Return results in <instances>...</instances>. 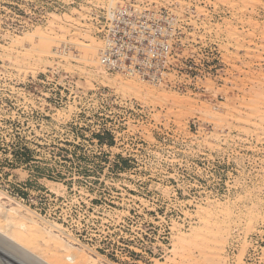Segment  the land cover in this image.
Wrapping results in <instances>:
<instances>
[{"label": "rangeland", "instance_id": "1", "mask_svg": "<svg viewBox=\"0 0 264 264\" xmlns=\"http://www.w3.org/2000/svg\"><path fill=\"white\" fill-rule=\"evenodd\" d=\"M197 2L223 13L208 98L84 62L113 0H0V210L24 224L0 264H264V0Z\"/></svg>", "mask_w": 264, "mask_h": 264}, {"label": "built area", "instance_id": "2", "mask_svg": "<svg viewBox=\"0 0 264 264\" xmlns=\"http://www.w3.org/2000/svg\"><path fill=\"white\" fill-rule=\"evenodd\" d=\"M113 3L88 14L102 43L98 61L105 73L197 98L226 83V64L209 32L222 12L197 0Z\"/></svg>", "mask_w": 264, "mask_h": 264}, {"label": "bare ground", "instance_id": "3", "mask_svg": "<svg viewBox=\"0 0 264 264\" xmlns=\"http://www.w3.org/2000/svg\"><path fill=\"white\" fill-rule=\"evenodd\" d=\"M109 5H113V3H110ZM31 37V36H30ZM33 37V36H32ZM35 37H37V36H35ZM39 38L43 41L44 39H46V38H43L42 36H40L39 35ZM37 39H38V37H37ZM24 40V39H23ZM23 40H21L20 39V42H22ZM48 40V39H47ZM38 42V41H37ZM52 42H53V40H52ZM57 41H55V43H56ZM60 43V42H59ZM22 44V43H21ZM70 44V43H69ZM99 44H100V42H99ZM25 45H26V43H25ZM76 45H77V43H76ZM101 45V44H100ZM23 46V45H22ZM71 46H73V45H71ZM78 47L79 46H81L82 47V45L81 44H78L77 45ZM84 46V45H83ZM41 48H44V43L42 42L41 43V46H40ZM49 48V47H48ZM51 48V47H50ZM83 48V47H82ZM84 48L86 49L85 51H84V62H86V63H88V64H93V65H95V66H99V61H98V59H96V56H95V53H94V49H92L90 46H84ZM24 50H26V49H28V48H26L25 49V47L23 48ZM31 49H32V47H31ZM30 49V50H31ZM29 50V49H28ZM32 50H34V49H32ZM55 50V49H54ZM37 51V50H36ZM42 54V55H45V53H44V49L42 50H39V52H38V54ZM44 53V54H43ZM52 53V52H51ZM50 53V54H51ZM42 55H41V58H42ZM77 55V54H76ZM39 56V55H38ZM39 57H37V59H38ZM46 58V57H45ZM78 58V57H77ZM82 58V57H81ZM79 59V58H78ZM83 59V58H82ZM81 61H83V60H81ZM86 65V64H85ZM91 66V65H90ZM98 68H100V67H98ZM137 84H133L132 86H129V87H127V88H129L132 92H136L141 98H148V97H152V92H151V90H150V88L148 87V86H143V87H139V86H136ZM153 91V90H152ZM156 93V92H155ZM157 96V95H156ZM156 96H155V98H156ZM163 97V96H162ZM152 98H154V97H152ZM161 99V98H160ZM160 101V100H159ZM162 101H164V103H166V104H168V105H172L173 106V104L175 105V103H177V101H174L173 100V98L172 99H170V97L169 98H164V99H162ZM178 106H180V105H178ZM0 209H1V205H0ZM0 212H1V210H0ZM1 215H0V221L1 222H14V225H15V227H16V229H18V230H20L21 228H24V224L22 223V220H21V218H20V215H19V213H18V211H17V209H14V208H11V209H4V211H2L1 213H0ZM20 218V219H19ZM5 224V223H4ZM1 234H4V231H2V229H1V227H0V235ZM0 240H1V237H0ZM23 250V249H22ZM6 253V252H5ZM22 253L24 254V255H29L30 254V252L29 251H27V250H23L22 251ZM7 255H8V253H6ZM5 254V255H6ZM31 255V254H30ZM33 255V254H32ZM4 257V256H3ZM74 257V256H73ZM10 258V257H9ZM35 258V260H37L36 262L37 263H39V261H40V263H41V258L40 257H34ZM66 258V260L67 261H70L72 264H80V262L79 261H75V258L73 259V258H71V257H65ZM3 259V258H2ZM1 259V260H2ZM6 259V258H5ZM77 260V259H76ZM4 263L6 262V264H19V261L17 260V259H14V260H12L13 262H15V263H12V262H8V261H6V260H2ZM41 264H48V263H41ZM60 264V263H59Z\"/></svg>", "mask_w": 264, "mask_h": 264}, {"label": "water", "instance_id": "4", "mask_svg": "<svg viewBox=\"0 0 264 264\" xmlns=\"http://www.w3.org/2000/svg\"><path fill=\"white\" fill-rule=\"evenodd\" d=\"M5 255V254H4Z\"/></svg>", "mask_w": 264, "mask_h": 264}]
</instances>
